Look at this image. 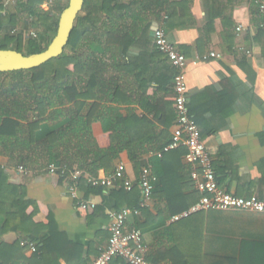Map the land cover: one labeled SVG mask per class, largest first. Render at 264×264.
I'll list each match as a JSON object with an SVG mask.
<instances>
[{
  "label": "crops",
  "instance_id": "0c3cea01",
  "mask_svg": "<svg viewBox=\"0 0 264 264\" xmlns=\"http://www.w3.org/2000/svg\"><path fill=\"white\" fill-rule=\"evenodd\" d=\"M67 1L62 0L63 4ZM49 2L39 6L42 13L53 6V1L47 5ZM136 12H142L140 17L135 13L127 20L136 42L123 57H113L110 53L103 58L106 68L97 82L89 84L96 72L93 68L79 64L68 69L78 78L79 92L86 95L79 101L83 106L78 116L83 120L91 119L92 136L82 139V144L106 150L112 145L115 130L124 135L121 142L124 151L110 169H100L98 176L92 179L112 177L117 168L124 165L125 178L133 182L140 196L139 179L143 168L151 167L160 180L147 213L134 216L128 222L129 229L143 232L149 257L155 251L172 246L167 230L182 219L173 221L178 215L171 216L170 210L191 204L186 209L190 210L202 198L191 179L192 167L185 161L186 148L158 157L172 140L177 114L174 106L176 70L156 49V30L163 29L188 60L189 108L213 158L220 187L238 197L256 196L262 200L264 31L254 0H150ZM167 15L171 16L167 19ZM3 16L2 22L6 23L9 11L5 10ZM102 27L103 23L99 28ZM32 30L37 33L35 28ZM213 53L220 57H212ZM128 138L131 144L127 143ZM129 149L138 151V164L131 160ZM46 160L44 154L31 155L23 166L11 164L9 158L0 156V166L5 168L8 183L25 188L26 200L31 202L26 210H18V215L8 225V207L0 203V247L12 248L17 244L25 247L22 242H28L27 235L16 230L28 228L40 238L53 219L57 231L77 247L72 248L73 251L79 252L72 257L63 249L55 251L50 264L89 263L108 245L111 214L128 206L114 192L124 189L93 187L88 181L91 177L83 174L74 198L72 173L78 169L75 167L65 177L62 173L52 174ZM82 201L93 202L96 208L83 210ZM204 213L210 214L212 232L232 233L237 241L264 238V214ZM33 255L26 247L25 258ZM11 257L9 250H5L3 261L9 262ZM0 264L4 262L0 260Z\"/></svg>",
  "mask_w": 264,
  "mask_h": 264
},
{
  "label": "trees",
  "instance_id": "16d2710c",
  "mask_svg": "<svg viewBox=\"0 0 264 264\" xmlns=\"http://www.w3.org/2000/svg\"><path fill=\"white\" fill-rule=\"evenodd\" d=\"M48 1H53V6L42 13L39 6ZM148 1L85 0L62 56L39 68L0 72V156L9 158L11 164L26 166L31 155L44 154L47 165H55L64 177L75 167L91 178L97 177L100 169H110L113 161L124 151L121 143L124 135L115 130L112 145L106 150L97 145L82 144L85 138L92 136L91 119L83 120L78 116L80 106H83L79 101L86 95L79 92L78 78L68 68L79 64L93 68L96 72L89 84L97 82L106 68L103 58L110 53L113 57H123L136 42L135 36L129 32L127 20L135 13L140 17L142 12L136 11ZM67 5L62 0H0V49L14 50L27 56L44 52L57 34L60 16ZM5 10L9 11L6 23L2 22ZM101 23L103 27L99 28ZM262 24L264 31L263 16ZM29 28L36 29V38L26 37ZM127 143L131 144L130 138ZM137 153L129 149L135 164H138ZM216 177L218 181L217 173ZM159 183L160 180L156 186ZM114 192L128 207H139L141 196L137 188L130 192ZM0 203L8 207L6 225L18 215V210H26L31 204L26 200L25 188L8 183L2 166ZM190 206L187 204L178 210H170L171 216L189 211L186 209ZM147 211L141 209L139 216ZM211 220L210 214L200 212L171 225L167 231L172 246L151 253L148 260L153 264H264V238L237 241L232 238V233L212 232ZM16 231L26 234L28 242L37 246V251L27 259L24 256L26 247L21 248L19 244L12 248L2 246L0 260L4 264H50L55 251L63 249L72 257L79 252L73 251L72 248L77 247L57 231L53 219L40 238L28 228ZM7 249L12 254L9 262L3 261ZM120 263L119 260L114 262Z\"/></svg>",
  "mask_w": 264,
  "mask_h": 264
},
{
  "label": "built area",
  "instance_id": "2783aa9c",
  "mask_svg": "<svg viewBox=\"0 0 264 264\" xmlns=\"http://www.w3.org/2000/svg\"><path fill=\"white\" fill-rule=\"evenodd\" d=\"M254 2L259 13L264 17V0H254ZM51 4L52 2L50 1L47 5ZM26 37L36 38L37 33L34 30L29 31L26 33ZM155 47L166 56L171 66L176 70L174 76V106L177 122L171 142L158 153V157L161 158L165 153L182 147L186 148L185 161L192 167L191 179L195 189L202 195L197 205L189 211L173 217V221L187 218L194 213L209 211H238L250 214H264V200L256 196L250 198L238 197L228 193L219 186L213 158L189 109V90L186 82L188 60L169 40L163 29H157L155 32ZM211 56L220 57V55L214 53ZM20 169L24 171L23 167ZM49 170L52 174L59 173V169L55 165H51ZM82 176L83 173L79 170L72 173L74 186L71 188V194L74 198H76L77 185ZM88 181L93 187H104L107 189L120 187L128 192L134 188L133 182L125 178L124 165H120L112 177L105 179L89 178ZM119 182H122V184ZM157 182L158 177L153 173L151 167L142 169L139 179L141 189L139 207L126 206L111 214V237L108 245L99 257L87 264H114L117 260L121 261L120 264H153L148 260L149 249L143 232L140 229H129L128 222L132 217L139 216L141 209L150 207ZM80 207L83 210H94L96 204L82 201ZM22 245L29 247L34 253L37 251V246L33 243L22 242Z\"/></svg>",
  "mask_w": 264,
  "mask_h": 264
},
{
  "label": "water",
  "instance_id": "95a60500",
  "mask_svg": "<svg viewBox=\"0 0 264 264\" xmlns=\"http://www.w3.org/2000/svg\"><path fill=\"white\" fill-rule=\"evenodd\" d=\"M84 4L85 0H69L68 7L60 16L57 34L44 52L27 56L14 50L0 49V72L10 73L39 68L62 56Z\"/></svg>",
  "mask_w": 264,
  "mask_h": 264
},
{
  "label": "rangeland",
  "instance_id": "374dc122",
  "mask_svg": "<svg viewBox=\"0 0 264 264\" xmlns=\"http://www.w3.org/2000/svg\"><path fill=\"white\" fill-rule=\"evenodd\" d=\"M66 4H69V0L67 1V3H66ZM67 6H68V5H67ZM30 30H31V28H29V29H28V31H30Z\"/></svg>",
  "mask_w": 264,
  "mask_h": 264
}]
</instances>
